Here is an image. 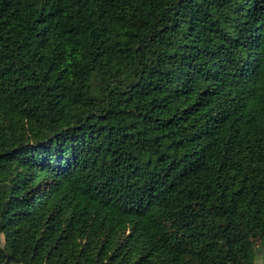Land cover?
I'll return each mask as SVG.
<instances>
[{
	"label": "trees",
	"instance_id": "1",
	"mask_svg": "<svg viewBox=\"0 0 264 264\" xmlns=\"http://www.w3.org/2000/svg\"><path fill=\"white\" fill-rule=\"evenodd\" d=\"M0 177V264H257L264 0H0Z\"/></svg>",
	"mask_w": 264,
	"mask_h": 264
},
{
	"label": "rangeland",
	"instance_id": "2",
	"mask_svg": "<svg viewBox=\"0 0 264 264\" xmlns=\"http://www.w3.org/2000/svg\"><path fill=\"white\" fill-rule=\"evenodd\" d=\"M2 178V177H0ZM2 192L3 193H6V187H2ZM256 244L259 245L260 244V241L258 239H256ZM257 264H264V253H262V256L259 257L258 261H257Z\"/></svg>",
	"mask_w": 264,
	"mask_h": 264
}]
</instances>
